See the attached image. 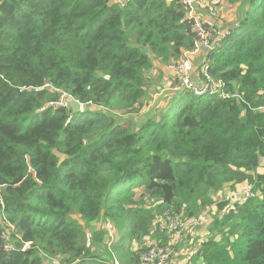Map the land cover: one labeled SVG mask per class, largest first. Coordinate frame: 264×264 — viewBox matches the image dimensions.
Segmentation results:
<instances>
[{
	"label": "trees",
	"instance_id": "16d2710c",
	"mask_svg": "<svg viewBox=\"0 0 264 264\" xmlns=\"http://www.w3.org/2000/svg\"><path fill=\"white\" fill-rule=\"evenodd\" d=\"M227 2L217 24V0H0V264H144L147 239L179 251L171 218L213 205L185 264H264V0ZM195 19L219 32L198 76L222 90L169 89L159 116L155 76ZM240 186L244 201L213 199Z\"/></svg>",
	"mask_w": 264,
	"mask_h": 264
},
{
	"label": "built area",
	"instance_id": "2783aa9c",
	"mask_svg": "<svg viewBox=\"0 0 264 264\" xmlns=\"http://www.w3.org/2000/svg\"><path fill=\"white\" fill-rule=\"evenodd\" d=\"M186 1L188 4L192 2V0ZM191 13L192 12H190L189 15H192ZM191 28L194 33V42L192 47L186 49L179 59H177L175 62H171V64L168 65V68L170 69L172 76L176 81L175 84H172V86H174L173 90H186L198 95L207 93L214 94L222 90L223 83L221 81H213L211 78L206 76V78L203 80L199 77L198 82H195L191 78V72L193 70L194 58L199 56L202 51L209 50L212 48V43L216 40V37L219 35V32L217 28L212 24H210L208 27L204 26L202 22L198 19H195L191 23ZM208 39H210L211 43L208 47H205L206 41ZM201 71L206 74V69L204 65H201ZM68 98V96L62 94L61 99L55 103V106L68 107ZM248 195H252V193H250L247 188L243 187L240 192V197L236 199L244 201ZM202 215L203 214H200L198 218L188 220L184 223L177 222L176 219L171 218V220L168 222L167 228L169 230L177 229V231L179 232L183 230L182 228H184L185 225L191 224L193 221H198L199 217H202ZM105 229L110 234L114 231V227L110 222L106 223ZM173 251L174 247L172 249L169 246L159 247L153 245L141 255V259L144 264H173V262H170V259H172ZM114 264H117V262H114Z\"/></svg>",
	"mask_w": 264,
	"mask_h": 264
},
{
	"label": "rangeland",
	"instance_id": "374dc122",
	"mask_svg": "<svg viewBox=\"0 0 264 264\" xmlns=\"http://www.w3.org/2000/svg\"><path fill=\"white\" fill-rule=\"evenodd\" d=\"M217 1L219 2L218 6L213 7V5H211V4H209V6H207V10H208L207 14L212 15L216 18L224 19V20H226L225 16L231 17V14H229V13H232L233 11H235L234 6H236V5L229 4L227 2V0H217ZM192 2H193V0H192ZM190 12H192V11H190ZM191 14H194V12H192ZM227 14H229V15H227ZM210 43H211V41H210V39H208L206 41L205 47H208L210 45ZM213 44H214V42L212 43V47H213ZM197 57L199 58V56H197ZM199 66H201V63ZM197 67H198V65H197ZM154 81H155L156 85L154 84V87H152L153 91H152V88L149 90V94L152 91L151 102H154V100L158 99V95L154 93L155 91H158L159 89H164L167 86H169V87L171 86L170 90H173V87H174V86H172V78L170 77L169 79H166V75H164V74H162L160 77H157V75H156ZM161 83H162V85H161ZM170 90L168 89L167 92L165 93V95L163 94L161 97V100H159L156 104V107L158 108V115L159 116L161 114H163V112H165L168 109V103H170V97H171ZM180 97H181V94L179 92H174L172 95V100L176 101V100L180 99ZM148 111L149 110L146 109L144 111V113H148ZM263 166H264V159L261 160L260 166L258 168L259 172H261L263 170ZM242 188L243 187L240 186L237 188V190L235 188L230 190L228 187H225L221 190L214 192L213 193V199L216 202L224 200V199L225 200L228 199L231 202L232 199H236V198L240 197V192H241ZM202 214H203L202 217L200 216L198 221H193L191 224L185 225V227L182 228L183 232H176L174 235H171V240H169V243L174 242L175 245H177V244L181 245V247L179 246L178 252L173 251V255H172L173 260L170 259V262H173V264H185V260H186V258H189L191 250L193 248L197 249L199 247L200 241L204 240L207 236H209V232L207 230V225L210 224L212 217L215 216L214 214H216V206L213 205V206L205 209ZM77 217H78V215H77ZM106 223H108V222H106ZM106 223L101 224V223L97 222L95 224V226H98V227L102 226V225L105 226ZM109 235L112 239L115 237V232L113 231L111 234L109 233ZM217 238H219L218 235H217ZM195 240H197V241L195 242ZM154 242L155 241H153L151 239H147L144 242V245L147 246L148 248H150L151 246H153ZM178 254H179V258H177ZM53 263L58 264L57 261H53Z\"/></svg>",
	"mask_w": 264,
	"mask_h": 264
},
{
	"label": "crops",
	"instance_id": "0c3cea01",
	"mask_svg": "<svg viewBox=\"0 0 264 264\" xmlns=\"http://www.w3.org/2000/svg\"><path fill=\"white\" fill-rule=\"evenodd\" d=\"M215 14V13H214ZM229 14H231V17H227V16H225V19L226 20H224V19H221V18H216V23L217 24H221V22H222V20H224V21H227V23H229L230 21H232V20H234L235 19V17H236V14H235V11H233L232 13H229ZM229 14H227V15H229ZM204 16H206V17H209V15L206 13V15L205 14H203ZM226 23V24H227ZM202 62V57H201V55L199 54V58L198 57H195L194 58V60H193V63H195V68H193V70H192V72H191V78L193 79V81H195V82H198V78H199V76H198V72L200 71V63ZM198 65V67H197V65ZM160 71H161V75L162 74H164V75H166V79H169L170 77L172 78L173 76H172V73H171V71H170V69L168 68V66H163V67H161V69H160ZM156 74V71H154L153 72V74H152V77L154 78V76L153 75H155ZM173 80V79H172ZM161 85H162V83H161ZM169 86H167V87H165L164 89H161L162 91H164V90H166V89H170L171 88V86L168 88ZM162 95H163V93H162ZM164 95H165V93H164Z\"/></svg>",
	"mask_w": 264,
	"mask_h": 264
},
{
	"label": "water",
	"instance_id": "95a60500",
	"mask_svg": "<svg viewBox=\"0 0 264 264\" xmlns=\"http://www.w3.org/2000/svg\"><path fill=\"white\" fill-rule=\"evenodd\" d=\"M67 106L73 113L82 110V104L79 101L70 97L67 100ZM13 246L17 249H21L23 247V243L20 240H14Z\"/></svg>",
	"mask_w": 264,
	"mask_h": 264
}]
</instances>
